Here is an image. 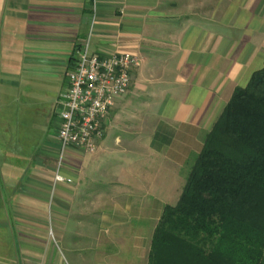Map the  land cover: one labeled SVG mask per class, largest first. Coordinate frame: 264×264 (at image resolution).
Here are the masks:
<instances>
[{
    "label": "crops",
    "instance_id": "obj_1",
    "mask_svg": "<svg viewBox=\"0 0 264 264\" xmlns=\"http://www.w3.org/2000/svg\"><path fill=\"white\" fill-rule=\"evenodd\" d=\"M208 1L198 14L163 0H0V264H147L190 159L264 66V0ZM86 42L139 65L97 150L67 151L72 181L54 183L57 136L33 140L32 120L59 110Z\"/></svg>",
    "mask_w": 264,
    "mask_h": 264
},
{
    "label": "trees",
    "instance_id": "obj_2",
    "mask_svg": "<svg viewBox=\"0 0 264 264\" xmlns=\"http://www.w3.org/2000/svg\"><path fill=\"white\" fill-rule=\"evenodd\" d=\"M188 164L147 264H264V66L235 89Z\"/></svg>",
    "mask_w": 264,
    "mask_h": 264
},
{
    "label": "built area",
    "instance_id": "obj_3",
    "mask_svg": "<svg viewBox=\"0 0 264 264\" xmlns=\"http://www.w3.org/2000/svg\"><path fill=\"white\" fill-rule=\"evenodd\" d=\"M138 58L121 51L99 55L89 51L88 42L71 69L65 72L66 90L59 100L58 160L54 183H70L61 173L62 156L69 150L94 153L105 135L110 112L130 88Z\"/></svg>",
    "mask_w": 264,
    "mask_h": 264
},
{
    "label": "rangeland",
    "instance_id": "obj_4",
    "mask_svg": "<svg viewBox=\"0 0 264 264\" xmlns=\"http://www.w3.org/2000/svg\"><path fill=\"white\" fill-rule=\"evenodd\" d=\"M205 1V2H204ZM204 2V3H203ZM210 4L208 0H163V6H168L169 8H174V10H178L180 12L191 13L196 10V12L201 13L205 9V3ZM66 82L64 74L61 75L60 80L57 84V92L56 95L59 94L60 89L64 88ZM51 93L48 92V96ZM50 111V114H48ZM43 115L37 119H33L31 125L32 129H35L34 126H42V132L35 130V133L30 134L33 137V140L38 141L41 139L42 142L45 140H50L51 142L56 141L57 136V128L59 125V119L57 116L58 107H55L54 104L46 106L43 108ZM52 112V113H51ZM32 119V118H31ZM36 123V124H35ZM36 128V129H37ZM189 164L187 165L188 169ZM186 169V171H187ZM90 237V236H89Z\"/></svg>",
    "mask_w": 264,
    "mask_h": 264
}]
</instances>
